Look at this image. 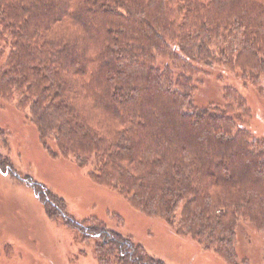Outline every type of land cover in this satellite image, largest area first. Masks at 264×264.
I'll return each mask as SVG.
<instances>
[{
  "label": "trees",
  "instance_id": "trees-1",
  "mask_svg": "<svg viewBox=\"0 0 264 264\" xmlns=\"http://www.w3.org/2000/svg\"><path fill=\"white\" fill-rule=\"evenodd\" d=\"M1 42L0 102L27 113L50 157L73 160L94 186L224 264H237L241 222L264 234V139L241 126L245 101L229 88L224 105L192 99L194 64L259 87L264 0H0ZM12 171L0 156V173ZM24 181L66 225L100 241L103 263L164 264Z\"/></svg>",
  "mask_w": 264,
  "mask_h": 264
},
{
  "label": "rangeland",
  "instance_id": "rangeland-1",
  "mask_svg": "<svg viewBox=\"0 0 264 264\" xmlns=\"http://www.w3.org/2000/svg\"><path fill=\"white\" fill-rule=\"evenodd\" d=\"M7 46H3L6 51ZM194 65L201 71L194 77V105H224V89H232L249 111L241 126L255 139H264V78L254 87L239 71ZM14 107L15 103L0 102V127L6 133L4 142L0 141V156L13 168L9 174L0 173V264H114V259L103 263L98 258V239H85L36 199L27 179L42 185L53 200H62L65 213L74 220L91 224L92 217L97 218L149 258L164 264H224L192 239L177 236L164 221L141 215L115 193L94 186L87 170L73 160L50 157L27 113ZM235 237L237 264H264V234L241 222Z\"/></svg>",
  "mask_w": 264,
  "mask_h": 264
}]
</instances>
